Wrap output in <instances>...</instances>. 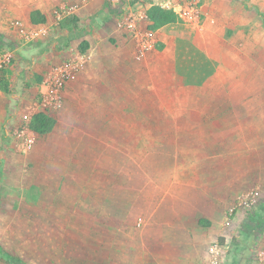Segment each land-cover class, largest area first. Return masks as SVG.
Returning <instances> with one entry per match:
<instances>
[{"label":"rangeland","instance_id":"rangeland-1","mask_svg":"<svg viewBox=\"0 0 264 264\" xmlns=\"http://www.w3.org/2000/svg\"><path fill=\"white\" fill-rule=\"evenodd\" d=\"M64 2L0 0V246L26 264H130V231L190 166L236 174L237 197L256 198L250 228L264 211V0H174L179 13L111 0L120 20L142 3L140 23L98 42L75 38L86 17ZM153 6L176 21L152 30ZM38 112L50 132L30 127Z\"/></svg>","mask_w":264,"mask_h":264},{"label":"crops","instance_id":"crops-1","mask_svg":"<svg viewBox=\"0 0 264 264\" xmlns=\"http://www.w3.org/2000/svg\"><path fill=\"white\" fill-rule=\"evenodd\" d=\"M63 1L64 4L75 1L78 16L86 17L83 30L75 38L97 42L111 36L123 39L125 32L140 23L138 9L143 6L138 3L129 18L120 20L119 4L111 6V0ZM51 67L46 69L50 71ZM190 167L193 168L187 178L172 180L170 199L158 196L154 205L144 211L138 230L130 231L129 239L134 246L130 248L129 263L210 264V245L219 241L226 248L224 264H244L240 262L244 248L249 250L245 256L251 258L249 264H264V229L260 233L256 229L264 211L256 221L247 222L250 228H246L247 207L241 205L243 198H238L236 191L240 179L236 174L228 178L221 166ZM234 239L239 244L244 241L242 253L233 251L239 246Z\"/></svg>","mask_w":264,"mask_h":264},{"label":"built area","instance_id":"built-area-1","mask_svg":"<svg viewBox=\"0 0 264 264\" xmlns=\"http://www.w3.org/2000/svg\"><path fill=\"white\" fill-rule=\"evenodd\" d=\"M127 1L128 0H113L114 3H118L122 6V8L127 7ZM159 4L162 7L173 9L175 12L179 13V10L177 8L176 3L174 0H160ZM15 27L18 29L19 33L24 34L26 32V26L21 21L15 22ZM4 60L0 59V78H1V68L3 66ZM77 65H72L70 67L69 64H66L65 66L62 65V67H57L55 71L50 73L45 81L43 88V100L44 102L48 104H54L56 105L59 98H60V91L63 87L65 80L68 78L70 74V69H75ZM22 135L24 136L26 146L28 148H31L34 144V137L28 133V132H22ZM256 201L255 196H249L248 198H244L241 200V205L250 207L254 202ZM210 252V264H224L225 257H226V248L224 244H222L219 241H215L210 245L209 248Z\"/></svg>","mask_w":264,"mask_h":264},{"label":"trees","instance_id":"trees-1","mask_svg":"<svg viewBox=\"0 0 264 264\" xmlns=\"http://www.w3.org/2000/svg\"><path fill=\"white\" fill-rule=\"evenodd\" d=\"M148 19L151 22L150 28L152 30H156L165 24L175 22L176 15L173 12L167 11L161 7L153 6L148 11ZM83 43L84 44L81 45V49L85 50V46L88 45V42L84 41ZM54 123V118L49 114L45 112H38L32 117L30 127L37 133L45 134L53 129ZM256 229L259 233L262 232V229H264V218H262L259 222H256ZM0 255L10 264H26L13 254L5 251L1 246Z\"/></svg>","mask_w":264,"mask_h":264}]
</instances>
